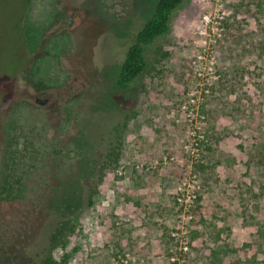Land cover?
<instances>
[{
    "label": "rangeland",
    "instance_id": "obj_1",
    "mask_svg": "<svg viewBox=\"0 0 264 264\" xmlns=\"http://www.w3.org/2000/svg\"><path fill=\"white\" fill-rule=\"evenodd\" d=\"M155 1L0 0V264H31L61 234L68 216L51 199L70 177L85 198L136 102L118 160L54 257L213 264L228 245L221 264L264 262V0H183L155 43L167 58L131 103L137 91L120 94L114 73Z\"/></svg>",
    "mask_w": 264,
    "mask_h": 264
},
{
    "label": "trees",
    "instance_id": "obj_2",
    "mask_svg": "<svg viewBox=\"0 0 264 264\" xmlns=\"http://www.w3.org/2000/svg\"><path fill=\"white\" fill-rule=\"evenodd\" d=\"M182 3H184L183 0H156L151 15L144 20L138 30L134 32L132 41L128 45L125 51L126 53H124L123 60L114 73V84L120 94L128 91H137L135 97L130 99L131 103L133 100L136 101L142 97L140 93H142L144 86L151 80V77H153L152 73L155 71V65L167 58L169 53L161 48H156L155 43L170 32L173 18ZM150 52L153 58L151 64L148 63L147 60V56ZM139 111L140 107H137V102L131 105L129 112L124 115V120L121 125H119L121 126L120 133L114 135L113 142L109 143V147L106 153H104L105 155L103 156L101 166L98 167L92 163V173L95 172V169L98 171L97 180L93 185L86 188L85 198L80 197L79 200H77V183L73 182L72 177L65 179L61 194H59L58 197L56 196V198H54V196L50 203L51 207L53 209L55 208L57 211V214L68 216V219L60 223L61 234L53 239L51 238L48 245L44 246L39 252L34 253L35 255L31 264H68L71 256L70 253H63V256L56 259L52 254V249L57 246V244L61 248L66 246L69 236L73 233L76 225V220L78 218V213H76V211L82 206L83 202H85L86 207H90L93 204V198L98 194L100 184L106 174V167L115 163L120 155L122 131L126 127L128 121L135 118ZM116 131L118 132V129L114 126V132ZM80 135H83L82 138L84 141L82 139H77V142H74L77 146L74 151L80 153V156H84L87 152L86 131L84 128L79 132V136ZM196 140V147L198 148L201 141L198 137ZM10 145H12V138L6 140L7 149L11 147ZM83 161L87 163V160L84 158ZM5 190H7V196H9L11 193L10 188ZM258 232L261 239L264 240V228L259 229ZM230 251L232 250L228 245H217L216 248L210 251L211 262L213 264H221V262L224 261L223 255L228 254ZM239 264H264V262L257 259L255 255H252Z\"/></svg>",
    "mask_w": 264,
    "mask_h": 264
},
{
    "label": "built area",
    "instance_id": "obj_3",
    "mask_svg": "<svg viewBox=\"0 0 264 264\" xmlns=\"http://www.w3.org/2000/svg\"><path fill=\"white\" fill-rule=\"evenodd\" d=\"M204 19H205L206 21L209 20L208 17H206V16H205ZM221 31H222V27L218 28V25H217V23H216V25H215V31H214V36H215V35L219 36ZM214 36H213V37H214ZM212 41L214 42V41H215V38H213ZM183 185H184V183H183ZM183 185L181 184V185H179V187L177 188V189L179 190V192L177 193V197H176V200H177L178 202H180V201L182 200V198H181V191H182V187H183ZM171 235H172L174 238H176V236H177L176 233H171ZM186 250H187V241H185V240L180 241V243H179V251L185 252ZM170 260H171L172 263L175 262V261H178V256H177V254L171 256V257H170Z\"/></svg>",
    "mask_w": 264,
    "mask_h": 264
},
{
    "label": "flooded vegetation",
    "instance_id": "obj_4",
    "mask_svg": "<svg viewBox=\"0 0 264 264\" xmlns=\"http://www.w3.org/2000/svg\"><path fill=\"white\" fill-rule=\"evenodd\" d=\"M45 102H47L46 99L44 101H42V103H45ZM2 142H3V144H2V150H3L6 146V139L4 137L2 139ZM0 165L3 166V163H1Z\"/></svg>",
    "mask_w": 264,
    "mask_h": 264
}]
</instances>
